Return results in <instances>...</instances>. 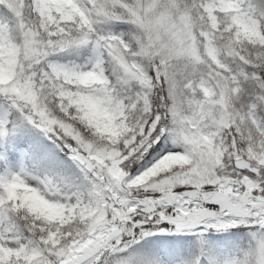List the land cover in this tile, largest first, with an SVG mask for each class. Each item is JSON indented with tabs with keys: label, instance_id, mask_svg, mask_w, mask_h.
Listing matches in <instances>:
<instances>
[{
	"label": "snow or ice",
	"instance_id": "6c2138e0",
	"mask_svg": "<svg viewBox=\"0 0 264 264\" xmlns=\"http://www.w3.org/2000/svg\"><path fill=\"white\" fill-rule=\"evenodd\" d=\"M226 6L264 36V6L252 0H0V264H137L125 253L146 237L191 233L203 249L209 231L239 226L247 246L219 264H264V43H230ZM66 56L82 62H57ZM105 58L123 89L117 109L139 121L120 157L57 95ZM161 110L172 128H161ZM25 178L66 193L60 214L45 219L16 199Z\"/></svg>",
	"mask_w": 264,
	"mask_h": 264
},
{
	"label": "clouds",
	"instance_id": "9594fccd",
	"mask_svg": "<svg viewBox=\"0 0 264 264\" xmlns=\"http://www.w3.org/2000/svg\"><path fill=\"white\" fill-rule=\"evenodd\" d=\"M253 4L257 6H264V0H252ZM247 7V4H244ZM225 12H232L233 15L229 17V23L225 26V31H232L229 39L230 43H235L237 46L245 44L264 43V36H261L259 30V22L252 21L251 17H245L243 12H236L229 6L224 9ZM213 22L218 25V21L213 18ZM203 35V33H201ZM198 41L193 36L189 42L191 49L190 56L197 64H203V56L200 55V50L197 47ZM126 51V49H125ZM219 47L211 44V36L206 37L204 45V53L213 63H218L217 55ZM238 54V53H237ZM106 59V63L100 67L89 69V74L86 79L80 77L65 79L63 83H58L56 87L60 90L57 92L63 100L68 101V106L74 109V115L77 122L81 123L87 129H90L92 136L98 140L107 141L109 151L113 152L115 156L120 157V150L118 145L121 141L124 147L135 141V135H130L134 131L135 124L139 121H131L127 118L123 109H117V105L124 104L123 89H121L117 77L113 75L112 69L114 65L111 61ZM6 76L3 67H0V84L5 83ZM51 84V81H50ZM159 85V81H157ZM163 91H157L153 100H157L159 96H166V85L162 86ZM187 87V85H185ZM199 87V85H197ZM118 97H121L117 99ZM207 99H210L208 97ZM215 104V101H211ZM125 107H127L125 105ZM153 107H159L154 104ZM221 107H223L221 105ZM67 114V113H65ZM150 115V113H148ZM140 118L146 120L144 112L139 114ZM160 116L163 117L161 128L170 129L173 126L172 117L166 116L161 110ZM222 119H224L222 117ZM227 127V124H224ZM142 127V126H141ZM165 139H169L165 136ZM86 144L88 142H85ZM171 147V143L166 145ZM133 149H130L128 156L121 157L120 162L127 160L133 155ZM168 155L162 158L159 162L161 165L168 160ZM66 193H60L52 187L43 183V181H36L31 178H25L24 182L16 189V199L30 208L37 209L47 219L50 215H58L59 209L62 207L59 203L60 198ZM55 206V209H53ZM247 236V233L245 234ZM243 240L242 246H247L248 240L241 237Z\"/></svg>",
	"mask_w": 264,
	"mask_h": 264
},
{
	"label": "trees",
	"instance_id": "16d2710c",
	"mask_svg": "<svg viewBox=\"0 0 264 264\" xmlns=\"http://www.w3.org/2000/svg\"><path fill=\"white\" fill-rule=\"evenodd\" d=\"M112 30L116 32L127 31L128 26L114 25L112 27ZM240 229L242 228L241 227L237 228V230L239 231ZM204 239L206 241V244L203 249L198 244L197 240H192L190 242L186 240L185 242H179L176 243L175 245L172 244L169 247V251H168L169 255L178 253V256L181 258L183 262L186 259H196L198 257L200 260V264H207V262L212 263L213 259H217L216 264H218L220 260L224 257L223 255L226 254L225 252H227L228 249L234 251L233 245L239 243L237 242L238 241L237 236L235 235L227 236L220 234L217 231H210L206 233ZM152 242L155 243V241H151L150 239L147 240L143 239L129 249V252L132 254L133 253L140 254L139 252H141L142 257L138 256L137 258H135L137 264H143L144 261L147 262L152 260L153 258H155L156 260L157 258H159L158 253L160 249L153 247ZM142 258H143V262H142Z\"/></svg>",
	"mask_w": 264,
	"mask_h": 264
},
{
	"label": "rangeland",
	"instance_id": "374dc122",
	"mask_svg": "<svg viewBox=\"0 0 264 264\" xmlns=\"http://www.w3.org/2000/svg\"><path fill=\"white\" fill-rule=\"evenodd\" d=\"M69 61H76V62H82V58H78L76 56H66V57H61V58H57V62L59 63H68ZM18 156V153L16 152H10L9 153V161L12 163L16 162V158ZM242 229L237 230V229H232L229 232H221L223 235H227V236H232L235 235L238 237V241L240 244L243 243V240H241V237H244V239H247V236L245 235L248 231L249 228L245 227V226H239ZM182 235V236H180ZM187 235H192L191 233H169V232H165V233H157L154 236H149L146 237L144 240L150 239L151 241H154L156 243L152 242L153 247H156L158 249V246L161 247V251L163 253H166L168 247L170 244L173 243H178L179 241H181L185 236ZM193 236V237H192ZM191 237L188 236L189 239H186L187 241H192V240H197V237L195 235H192ZM140 242V241H139ZM202 251V250H201ZM231 252V250L228 249L227 252H225L226 254H224L223 256L225 257L226 255H228ZM140 254L137 253H130L129 250L128 252L125 253L126 256H130L132 258H137L138 256H141V252H139ZM167 255V254H165ZM142 257V256H141ZM224 257L220 260V262L224 259ZM157 260L160 262V264H181L180 262V257L178 256V253H174L168 256H165L163 259L157 258ZM217 259H213L212 263L207 262V264H216ZM142 262H143V258H142ZM145 262V261H144ZM219 264V263H218Z\"/></svg>",
	"mask_w": 264,
	"mask_h": 264
}]
</instances>
